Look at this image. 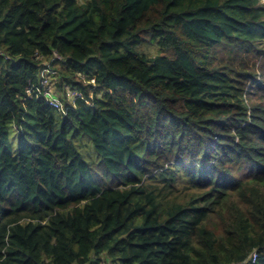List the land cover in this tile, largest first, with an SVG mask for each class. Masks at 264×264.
Masks as SVG:
<instances>
[{"label":"trees","instance_id":"16d2710c","mask_svg":"<svg viewBox=\"0 0 264 264\" xmlns=\"http://www.w3.org/2000/svg\"><path fill=\"white\" fill-rule=\"evenodd\" d=\"M103 252L264 264L262 0H0V264Z\"/></svg>","mask_w":264,"mask_h":264},{"label":"built area","instance_id":"2783aa9c","mask_svg":"<svg viewBox=\"0 0 264 264\" xmlns=\"http://www.w3.org/2000/svg\"><path fill=\"white\" fill-rule=\"evenodd\" d=\"M56 70L52 68L48 63L40 70L38 83L33 87H28L26 93L28 95L34 94L37 98H41L50 107L55 109L60 114H64L66 108L63 102L59 99L58 95L55 94L52 83L56 77ZM93 82V80H91ZM74 98V96H72ZM255 253L252 256V261L255 259Z\"/></svg>","mask_w":264,"mask_h":264},{"label":"rangeland","instance_id":"374dc122","mask_svg":"<svg viewBox=\"0 0 264 264\" xmlns=\"http://www.w3.org/2000/svg\"><path fill=\"white\" fill-rule=\"evenodd\" d=\"M138 51H141L142 53L143 52L145 53L147 51L155 53L157 51V49L154 46L143 45V46H140L138 48ZM56 80H57V78L55 77V79L53 80V83H52V88H53L55 94L58 95L57 94L58 91L56 92L55 87H54V84H55ZM69 99L71 100L72 96ZM83 140H84L83 143H77L76 142V144L78 146V149L82 153V155H83L85 160H87L89 162H96L99 159L98 153L94 150V148L92 146V143L90 142V140L88 138L85 137ZM13 148L14 149L16 148V139L13 140ZM110 262H111V259L106 255V253H104V252L101 253V255H100V264H110ZM116 264H118L117 261H116Z\"/></svg>","mask_w":264,"mask_h":264},{"label":"clouds","instance_id":"9594fccd","mask_svg":"<svg viewBox=\"0 0 264 264\" xmlns=\"http://www.w3.org/2000/svg\"><path fill=\"white\" fill-rule=\"evenodd\" d=\"M262 2L264 3V0H262ZM253 254H254V252H252L249 256H248V258L247 259H249V261H251V262H253L252 261V256H253ZM247 259L246 260H244V263L247 261Z\"/></svg>","mask_w":264,"mask_h":264}]
</instances>
